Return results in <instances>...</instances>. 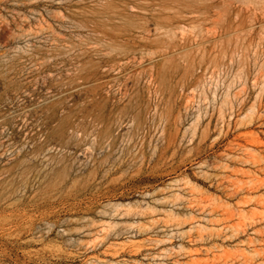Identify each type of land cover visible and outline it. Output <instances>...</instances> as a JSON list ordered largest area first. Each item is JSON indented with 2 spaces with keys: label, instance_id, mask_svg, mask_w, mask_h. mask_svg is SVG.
Listing matches in <instances>:
<instances>
[{
  "label": "rangeland",
  "instance_id": "1",
  "mask_svg": "<svg viewBox=\"0 0 264 264\" xmlns=\"http://www.w3.org/2000/svg\"><path fill=\"white\" fill-rule=\"evenodd\" d=\"M0 264H264V0H0Z\"/></svg>",
  "mask_w": 264,
  "mask_h": 264
},
{
  "label": "bare ground",
  "instance_id": "2",
  "mask_svg": "<svg viewBox=\"0 0 264 264\" xmlns=\"http://www.w3.org/2000/svg\"><path fill=\"white\" fill-rule=\"evenodd\" d=\"M119 18V17H118ZM125 19V18H124ZM81 26V25H80ZM83 29V28H82ZM84 31H85V28H84ZM146 34V33H145ZM95 35V34H94ZM148 35V34H147ZM141 36V35H140ZM144 36V35H143ZM145 37H146V35H145ZM93 38V37H92ZM104 41H106V40H104ZM108 42V41H107ZM93 43V42H92ZM94 43H96V42H94ZM104 44V43H103ZM95 45H97V44H95ZM93 47H95V46H93ZM99 47H101V46H99ZM89 48V47H88ZM107 48V47H106ZM90 49V48H89ZM95 49H96V47H95ZM99 49V48H98ZM102 49V48H101ZM149 49V48H148ZM106 50V49H105ZM90 51V50H89ZM93 51V50H92ZM58 53V52H57ZM88 53V52H87ZM90 53V52H89ZM71 54V53H70ZM95 54V53H94ZM99 54V53H98ZM103 54V53H102ZM142 54V53H141ZM67 56V55H66ZM107 56V55H106ZM102 57V56H101ZM140 57V56H139ZM94 58H96V57H94ZM149 58V57H148ZM154 58V57H153ZM57 59V58H56ZM141 59V58H140ZM53 60H55V59H53ZM66 60V59H65ZM153 61V60H152ZM164 62V61H163ZM73 63V62H72ZM130 63V62H129ZM138 63V62H137ZM64 64V63H63ZM67 64H68V62H67ZM125 64V63H124ZM123 64V65H124ZM65 65V64H64ZM63 65V66H64ZM70 65V64H69ZM85 65V64H84ZM140 65V64H139ZM139 65H138V67H139ZM79 66V65H78ZM108 66L111 68V69H116L117 67H119L120 66V60L118 61V60H116V59H114L113 60V62L111 63V64H108ZM56 68V67H55ZM72 68V67H71ZM119 69V68H118ZM64 70V69H63ZM75 70V69H74ZM107 70V69H106ZM125 71V70H124ZM73 73V72H72ZM124 74V73H123ZM130 75V74H129ZM133 77V76H132ZM141 77V76H140ZM126 78V77H125ZM151 78H152V75H151ZM111 79V78H110ZM130 79V78H129ZM151 80V79H150ZM114 81V80H113ZM101 82V81H100ZM114 84V83H113ZM116 85V84H115ZM114 85V86H115ZM110 87H108V89H109ZM123 88V87H122ZM133 88V87H132ZM115 90V89H114ZM113 90V91H114ZM125 92V91H124ZM51 111V110H50ZM46 129V128H45ZM50 129V128H49ZM63 135V134H62ZM56 136V135H55ZM59 142V141H58Z\"/></svg>",
  "mask_w": 264,
  "mask_h": 264
}]
</instances>
